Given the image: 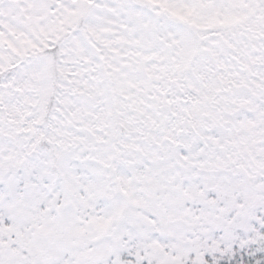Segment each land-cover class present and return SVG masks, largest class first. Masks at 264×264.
Here are the masks:
<instances>
[{"label": "snow or ice", "instance_id": "obj_1", "mask_svg": "<svg viewBox=\"0 0 264 264\" xmlns=\"http://www.w3.org/2000/svg\"><path fill=\"white\" fill-rule=\"evenodd\" d=\"M0 264H264V0H0Z\"/></svg>", "mask_w": 264, "mask_h": 264}]
</instances>
